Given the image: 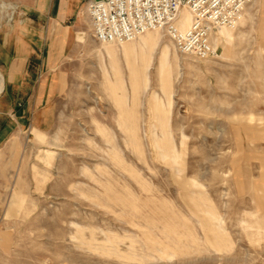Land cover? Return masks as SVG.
Returning <instances> with one entry per match:
<instances>
[{"label":"rangeland","instance_id":"374dc122","mask_svg":"<svg viewBox=\"0 0 264 264\" xmlns=\"http://www.w3.org/2000/svg\"><path fill=\"white\" fill-rule=\"evenodd\" d=\"M242 16L206 59L161 32L133 79L120 53L114 75L85 14L50 121L0 144V264H264V0ZM162 129L175 163L154 145Z\"/></svg>","mask_w":264,"mask_h":264},{"label":"crops","instance_id":"0c3cea01","mask_svg":"<svg viewBox=\"0 0 264 264\" xmlns=\"http://www.w3.org/2000/svg\"><path fill=\"white\" fill-rule=\"evenodd\" d=\"M88 1L0 0V68L6 81L0 91V111L6 115L0 144L15 129L41 130L50 121L59 68L71 63L80 47Z\"/></svg>","mask_w":264,"mask_h":264},{"label":"built area","instance_id":"2783aa9c","mask_svg":"<svg viewBox=\"0 0 264 264\" xmlns=\"http://www.w3.org/2000/svg\"><path fill=\"white\" fill-rule=\"evenodd\" d=\"M254 0H90L86 13L92 35L100 43L132 41L148 31L166 32L182 54L201 59L215 50L211 34L223 26H233ZM192 16L191 27L181 32V9Z\"/></svg>","mask_w":264,"mask_h":264},{"label":"bare ground","instance_id":"6f19581e","mask_svg":"<svg viewBox=\"0 0 264 264\" xmlns=\"http://www.w3.org/2000/svg\"><path fill=\"white\" fill-rule=\"evenodd\" d=\"M243 22H244V17L241 15L239 17V20L233 26L220 27L218 29V32L216 33V36H217L215 39L216 45H219V44L223 45L224 42H229L230 41L229 39L233 35L234 29L238 26V24L240 25ZM191 24H192V16H191L190 12L188 11V9L187 8L181 9L180 14H179L178 23H177L178 29L181 32H185L191 27ZM161 32L162 31H158V30L148 31V32L140 35L135 40L124 42L121 44L104 43L105 44L104 45V50H105L104 53H105V55L107 54V56L111 60L110 67H111V70L114 73V75L115 76L120 75L119 64L115 60L116 57L120 53L125 57L126 65L129 69L133 79H136V75H138L139 72H142L144 74L143 77H146L148 75V72H149L151 65H152V62H153L154 53L156 52V49L158 47H160L162 44V33ZM225 48H223V49H225ZM159 53H160L159 54V72H160V74H162L164 76L163 80H164V83L166 84L169 81L170 74L172 71L171 51H170L169 45H164L163 47H161ZM105 71L107 72V74L110 73V72H108L107 67H105ZM139 75H141V74H139ZM142 80H144V78ZM134 82H135V80H134ZM145 84H147V82ZM3 85H4V79H3L2 74L0 73V91L3 89ZM134 86L136 88H138L137 84H134ZM154 101H155L156 106H157L156 111L160 112L161 103L158 102V99L156 97L154 98ZM118 103H119V100H118ZM117 107H118V105H117ZM121 111H122V109H121ZM123 117H122V119H123ZM128 121H129V119H128ZM126 123H128V122H126ZM128 130H130V128H127L126 131H128ZM154 145H155L156 149L158 150V153H159L161 158L165 159L166 161H168L170 163H175L177 161L178 157H177L175 147H174L173 143L171 142V140L169 139L167 132L164 131V129H162V137L156 138V140L154 141ZM194 205H195V203H194ZM208 214L212 215V218L215 220V222L217 224V230L219 233H221L223 231V227L221 226V221L218 218L217 214L209 213V212H208ZM211 232H213V231H211ZM221 238H219V240Z\"/></svg>","mask_w":264,"mask_h":264}]
</instances>
